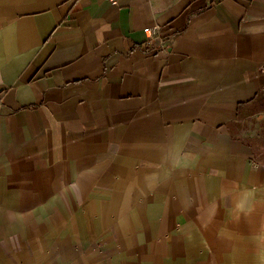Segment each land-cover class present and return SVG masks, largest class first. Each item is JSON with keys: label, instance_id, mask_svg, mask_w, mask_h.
Masks as SVG:
<instances>
[{"label": "crops", "instance_id": "1", "mask_svg": "<svg viewBox=\"0 0 264 264\" xmlns=\"http://www.w3.org/2000/svg\"><path fill=\"white\" fill-rule=\"evenodd\" d=\"M255 116L264 0H0V264H264Z\"/></svg>", "mask_w": 264, "mask_h": 264}, {"label": "built area", "instance_id": "2", "mask_svg": "<svg viewBox=\"0 0 264 264\" xmlns=\"http://www.w3.org/2000/svg\"><path fill=\"white\" fill-rule=\"evenodd\" d=\"M146 33L148 34V38H149V41L150 42H154V40L156 39H161V34H160V31L158 29V27H155L153 29L151 28H147L145 29Z\"/></svg>", "mask_w": 264, "mask_h": 264}, {"label": "rangeland", "instance_id": "3", "mask_svg": "<svg viewBox=\"0 0 264 264\" xmlns=\"http://www.w3.org/2000/svg\"><path fill=\"white\" fill-rule=\"evenodd\" d=\"M259 117L258 116H255L254 117V123H253V125L255 126V128L257 129V130H259V128H260V126H262V127H264V125L263 124H259ZM253 127V126H252Z\"/></svg>", "mask_w": 264, "mask_h": 264}]
</instances>
